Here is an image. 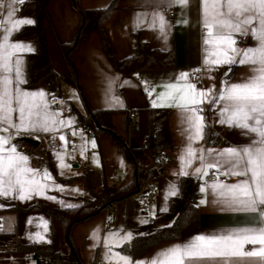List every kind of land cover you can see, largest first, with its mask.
<instances>
[{"label":"crops","instance_id":"1","mask_svg":"<svg viewBox=\"0 0 264 264\" xmlns=\"http://www.w3.org/2000/svg\"><path fill=\"white\" fill-rule=\"evenodd\" d=\"M110 1L80 0V4L84 8H97L106 6ZM117 4L118 9L105 22V32L115 57L120 60L131 55L138 35L150 47L171 51L172 65L141 68L130 74H121L113 67L103 51L99 34L92 31L85 41L75 45L72 49L71 55L75 67L73 74L61 45L72 40L79 26V12L71 0H47L44 21L46 48L49 62L59 75V80L55 85L59 89L55 91V86H48L44 82L25 83L22 87L28 91L43 90L47 93L49 101L52 96H56L57 103L53 107L50 106V110L59 112L60 119L71 120L73 123L66 124L58 131L50 133L21 132L17 135L14 130L12 131L14 136L12 144L16 145L19 152L29 157L30 166L40 170L46 169L52 175L53 180L49 182L50 187L45 196H33L31 200L26 201L0 198V205H3L0 207V226H2L0 264H30L33 262L27 253L18 254L13 251L11 246L16 241L25 244L53 243L55 248L62 244L66 248L60 231L53 239L49 236L50 215L39 208L27 209L29 206L35 203L51 208L66 207L68 204L78 205L84 197H92L105 185L119 189L132 182L133 165L125 158L111 137L105 132L97 131L86 134L78 128L79 121L86 117L87 113L99 109L108 110L113 131L132 149L143 148L154 135L156 127L149 119L148 111L152 109L166 113L171 146L161 149L158 155H168L170 161L163 164L159 170L154 168L157 173L156 178L148 183H156L159 187L157 194L150 199L149 203L150 213L156 217L160 212L165 211V208L168 209L171 197H168L167 193L170 186L176 184L178 188L180 175L177 173L182 167L180 157L184 155V150L189 143L187 139L189 133L184 114L179 109L153 107L152 100L156 98L158 92L164 90L163 85L174 82L175 76L180 72L200 69L202 78L200 83H196L197 88L207 89L215 86L217 90L221 88L225 80L229 83H237L251 74L247 66L238 64L231 66V71L228 65L221 66L212 72L205 70L203 65L205 30L201 23L202 9L196 6L181 9L172 3V0H117ZM0 5H2L0 6V44H2L6 34L5 22L8 20L9 11L12 12L13 19H34L32 12L22 8L15 0H0ZM165 6L171 7L174 13L171 19L167 18L163 11ZM154 13H160L166 17L170 25L167 28L166 37L158 29L149 26ZM138 18L144 21L141 26H138ZM184 19L188 20L187 24L183 23ZM7 26L10 27V24ZM9 42H21L31 45L33 51L35 49L33 38L19 36L17 32L9 34ZM254 45L255 41L252 37L246 36L244 41L238 40L237 46ZM31 52L20 54L24 61L26 79V57ZM146 87L155 89L151 96L145 90ZM201 107L204 108L202 114L212 137L210 141L205 140L204 137L202 141L193 143L194 148L215 149L218 152L249 142L250 137L243 135L242 130L230 128L218 122L220 105L204 104ZM129 110L136 113L137 127L133 126L127 117ZM67 133L70 134L69 137L66 136ZM60 135L65 136L66 141H61ZM22 137L37 140L38 144L33 146L24 141ZM92 141H95V147L92 146ZM52 142L56 143L54 149L49 148ZM33 148L39 153L36 158L32 154ZM56 153H61L65 164L71 167L61 169ZM205 156L208 162H215L217 159L215 152L209 156L205 151ZM199 164V160L195 161L193 166L187 169L189 173H192ZM209 171L216 172L215 169ZM88 176L91 189H88L85 183L88 181ZM189 176L196 178L197 225L183 228L177 238L160 240L136 255L122 251L121 247H113V257L119 252L121 255H130L136 260L147 261L160 250L173 244L183 243L198 234L242 226L244 221L250 219L245 213L235 212L215 203L211 190L206 197L208 202L200 204L201 199H205V194L201 193L200 188L207 180L205 176L202 179L191 174ZM234 182L236 180L227 183ZM53 184L59 188L51 186ZM46 196L55 197V199H47ZM138 201L139 194L136 192L109 202L108 222L106 223V226L110 227L109 230L104 228L102 211L73 227L72 240L83 264H109V250L105 247V240L108 239L109 243H114L127 232H131L133 237L137 235L135 232L138 233V228L144 224L142 221L146 220ZM43 221H47L46 232ZM37 232L45 236L46 242H36L30 239V237H35ZM111 234H116V236L113 237Z\"/></svg>","mask_w":264,"mask_h":264},{"label":"snow or ice","instance_id":"2","mask_svg":"<svg viewBox=\"0 0 264 264\" xmlns=\"http://www.w3.org/2000/svg\"><path fill=\"white\" fill-rule=\"evenodd\" d=\"M15 2L23 5L25 0ZM172 3L181 9L190 6L202 9L201 23L205 30L203 65L207 72L224 65H228L231 71V66L238 64L247 66L251 74L237 83L225 80L217 90L215 86L197 88L190 79L193 73L180 72L174 82L163 85L164 90L157 93L152 106L179 109L188 125L189 143L180 157L182 167L177 175L191 174L202 179L209 170H216L217 179L210 184L206 181L200 188L205 194L200 204L208 202L206 197L211 190L215 203L245 213L250 219L242 226L198 234L183 243L173 244L147 261L119 252L113 257V247H122L132 241L133 234L127 232L114 243L105 240L109 264H264V0H172ZM5 23L6 34L0 44V198L26 201L33 196H45L53 177L46 169L30 166L29 157L12 144V131L17 135L21 132L50 133L73 122L60 119L59 112L50 110V103H55V97L50 102L43 90L28 91L22 87L27 81L20 54L33 49L21 42L10 43L9 34L18 32L21 26L32 25L34 21L30 18L13 19L9 11ZM143 23L138 18V26ZM183 23L187 24L188 20L184 19ZM9 24L10 27L7 26ZM149 26L158 29L165 37L170 27L166 17L160 13L153 14ZM237 36H250L255 45L238 47ZM145 90L149 96L155 91L151 87ZM204 104L220 105L218 122L242 130L243 135L250 137L249 142L218 152L215 149L194 148L193 143L205 137L207 124L202 114L204 108L201 107ZM59 139L66 141L63 135ZM92 146L95 147V141H92ZM205 151L209 156L216 153L215 162L207 161ZM56 156L61 169L71 167L65 164L61 153H56ZM197 160L199 166L189 173L187 169ZM220 175L239 179L227 183L219 179ZM51 186L59 188L54 184ZM178 193L176 184H172L167 195L175 197ZM66 207L77 206L68 204ZM43 227L46 232L47 221H43ZM30 239L46 242L45 236L39 232Z\"/></svg>","mask_w":264,"mask_h":264},{"label":"trees","instance_id":"3","mask_svg":"<svg viewBox=\"0 0 264 264\" xmlns=\"http://www.w3.org/2000/svg\"><path fill=\"white\" fill-rule=\"evenodd\" d=\"M79 12V26L68 43L61 45L65 59L75 73L72 60V49L75 45L85 41L92 31L99 34L103 51L111 61L113 67L121 74H130L141 68L168 67L172 65L171 51L159 50L150 47L148 43L137 35L133 53L123 59H117L109 44L105 32V22L118 9L117 0H111L104 7L84 8L80 0H71ZM47 0H25L22 8L32 12V25L22 27L17 35L31 37L35 41V49L26 57V83L37 84L44 82L48 86H55L59 75L53 70L47 55L46 39L44 32V21L46 19ZM91 119L83 117L78 125L91 123L94 131L105 132L134 168V178L130 184L123 188L115 189L112 186H103L95 195L84 197L77 207H48L35 203L30 208H39L47 212L51 217L50 238L58 236L60 231L65 247L61 244L55 248L53 243L28 244L16 241L11 247L18 254H28L32 259L30 264H83L78 256L77 249L72 240L71 232L73 227L102 211L105 201L111 202L127 194H132L143 189L149 182L156 178V171L152 168L154 157L161 149L171 146L167 116L164 111L149 110L148 117L156 127L154 135L143 148L132 149L113 131L109 121V111L99 109L90 113ZM211 132L205 130V140H211ZM89 175V173H87ZM88 189L90 179L85 182ZM179 193L171 197L166 211L160 212L152 223H144L138 228V233L132 241L121 247L131 255H136L147 246L153 245L163 239L177 238L183 228H190L197 225V208L195 200L196 178L193 176H179ZM104 196H106L104 198ZM21 264V263H20Z\"/></svg>","mask_w":264,"mask_h":264},{"label":"built area","instance_id":"4","mask_svg":"<svg viewBox=\"0 0 264 264\" xmlns=\"http://www.w3.org/2000/svg\"><path fill=\"white\" fill-rule=\"evenodd\" d=\"M4 1V0H2ZM163 11L166 15L167 18L171 19L174 15L171 7L169 6H165L163 8ZM246 39V36H237V40H240V41H244ZM195 70V69H194ZM194 70H192L190 73H193V75L190 77L191 81L194 82V83H200L201 82V78H202V73H201V70L199 72H194ZM59 88L57 86L54 87V90L57 91ZM55 97V103H50V106L53 107L56 103H57V98L56 96H52L51 99H50V102L52 101V98ZM87 119H91V115L90 113H87L86 115ZM127 117L128 119L130 120L131 124L135 127H137L138 123H137V120H136V113L135 111L133 110H129L127 112ZM80 129V131H82L83 133H86V134H92L94 132V129L91 125V123H84V124H81L79 125L78 127ZM67 137L70 136L69 133L66 134ZM56 147V143L55 142H52L50 145H49V148L50 149H54ZM33 157H38L39 156V153L37 152V150L35 148H33ZM170 161V157L168 155H157L154 157V164L152 166V168H155L157 170L161 169L162 165L169 162ZM110 178H112V176H110ZM205 179L209 182H213L217 179V174L215 171H209L208 172V175L205 176ZM219 179L221 181H224V182H230V181H234V180H237L239 178L237 177H231V176H223V175H220L219 176ZM158 184L156 183H152V184H148L146 185L143 189H141L140 191H138V194H139V201H138V205L140 206L143 214L145 215L146 217V221L148 223H152L154 221V217L153 215L150 213V206H149V203H150V199L152 197H154L157 192H158ZM102 212H103V218H104V228L106 229H110V227L106 226V223L108 222V215H107V210L109 209V202L105 201L103 206H102ZM135 234H137V232H135Z\"/></svg>","mask_w":264,"mask_h":264},{"label":"water","instance_id":"5","mask_svg":"<svg viewBox=\"0 0 264 264\" xmlns=\"http://www.w3.org/2000/svg\"><path fill=\"white\" fill-rule=\"evenodd\" d=\"M24 141H26L27 143L36 146L38 144L37 140H34L32 138H28V137H22Z\"/></svg>","mask_w":264,"mask_h":264},{"label":"rangeland","instance_id":"6","mask_svg":"<svg viewBox=\"0 0 264 264\" xmlns=\"http://www.w3.org/2000/svg\"><path fill=\"white\" fill-rule=\"evenodd\" d=\"M106 196H104V198H105Z\"/></svg>","mask_w":264,"mask_h":264}]
</instances>
